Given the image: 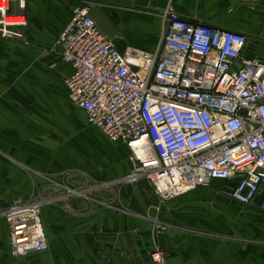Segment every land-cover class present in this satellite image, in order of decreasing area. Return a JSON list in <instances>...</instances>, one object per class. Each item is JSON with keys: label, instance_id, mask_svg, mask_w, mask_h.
I'll return each mask as SVG.
<instances>
[{"label": "crops", "instance_id": "crops-1", "mask_svg": "<svg viewBox=\"0 0 264 264\" xmlns=\"http://www.w3.org/2000/svg\"><path fill=\"white\" fill-rule=\"evenodd\" d=\"M169 3L192 23L244 33V58L264 60V0H27L24 11L11 3L9 14L26 24L11 27L21 36L0 33V211L18 198L51 201L42 208L43 252L14 255L0 220V264H152L154 249L167 252L169 264H264V188L245 205L227 195L237 178L168 200L147 180L123 183L129 146L90 125L69 98L74 69L57 44L74 6H90L120 51L153 53Z\"/></svg>", "mask_w": 264, "mask_h": 264}, {"label": "built area", "instance_id": "built-area-1", "mask_svg": "<svg viewBox=\"0 0 264 264\" xmlns=\"http://www.w3.org/2000/svg\"><path fill=\"white\" fill-rule=\"evenodd\" d=\"M13 1L22 11L27 6V0H0L2 36H21L11 27L26 24L24 16L9 14ZM163 17L164 33L153 53L122 52L90 6H74L57 44L74 69L66 80L69 98L86 111L90 125L129 146L132 170L123 183L147 180L168 200L213 180L237 178L227 195L251 205L264 188V60L244 58L249 50L244 33L192 23L170 3ZM50 201L41 195L18 198L0 211L14 255L46 250L42 208ZM260 207L264 210V201ZM21 215L37 220L24 243L18 228L33 221ZM153 222L158 231L167 227L157 218ZM168 255L154 249L149 257L152 264H169Z\"/></svg>", "mask_w": 264, "mask_h": 264}, {"label": "bare ground", "instance_id": "bare-ground-1", "mask_svg": "<svg viewBox=\"0 0 264 264\" xmlns=\"http://www.w3.org/2000/svg\"><path fill=\"white\" fill-rule=\"evenodd\" d=\"M8 23H15L18 22V20L15 19H8L7 20ZM22 216V215H21ZM22 221H33L31 224H29L30 222H28V224H26V222H24L18 229L20 230L19 232L23 235L21 242L24 243L27 241V237L31 234L32 228L34 226V221L37 220H33L31 218V215H23L21 217Z\"/></svg>", "mask_w": 264, "mask_h": 264}]
</instances>
